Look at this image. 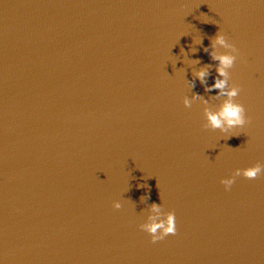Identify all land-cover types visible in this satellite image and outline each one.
<instances>
[{"label":"water","instance_id":"water-1","mask_svg":"<svg viewBox=\"0 0 264 264\" xmlns=\"http://www.w3.org/2000/svg\"><path fill=\"white\" fill-rule=\"evenodd\" d=\"M219 29L248 117L227 140L183 103L218 91L181 48L211 85ZM257 162L264 0H0V264H264V175L221 184ZM153 202L177 227L156 243Z\"/></svg>","mask_w":264,"mask_h":264},{"label":"clouds","instance_id":"clouds-1","mask_svg":"<svg viewBox=\"0 0 264 264\" xmlns=\"http://www.w3.org/2000/svg\"><path fill=\"white\" fill-rule=\"evenodd\" d=\"M203 14V13H202ZM204 15V14H203ZM184 36H187L184 35ZM193 45L203 46V37L192 40ZM199 51L197 47H191L188 51L181 48L183 54V63L187 62L192 68V80H187L191 91L196 86L198 80L204 86L207 93H212L218 90L216 95L209 96L212 99H222L218 107H210L209 97L206 99L203 95L192 91V95L185 96L183 103L186 108H191L194 102H201L204 105V118L206 129L218 130L224 134V139L227 140L234 135H230L233 130L243 128L248 123L246 109L243 104L237 102L236 98L240 95V87L231 83V69H233L238 58V49L234 44L230 43L224 33L219 29L216 35L210 38V45L203 47V51L207 53L212 61H215L214 83L208 84V77L211 76V64H203L200 59H190L189 52L196 54ZM202 65L200 67H195ZM175 68V65L173 66ZM186 75V73H185ZM264 175V163L257 162L255 165L243 169H236L235 173L221 180L225 190H230L236 182V178L243 176L249 180H254L258 176ZM144 187V185H139ZM150 196H141L140 201L149 200ZM120 201L114 202V207L120 209L122 207ZM144 210V209H143ZM142 210V211H143ZM147 219L139 225L140 229L151 236L152 242L156 243L163 240L169 235H176V214L173 211H165L162 203H152L147 208Z\"/></svg>","mask_w":264,"mask_h":264}]
</instances>
